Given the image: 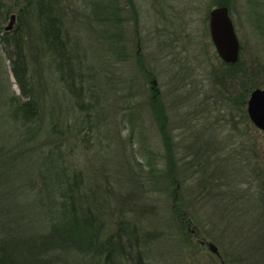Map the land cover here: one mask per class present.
Returning a JSON list of instances; mask_svg holds the SVG:
<instances>
[{"label": "rangeland", "instance_id": "obj_1", "mask_svg": "<svg viewBox=\"0 0 264 264\" xmlns=\"http://www.w3.org/2000/svg\"><path fill=\"white\" fill-rule=\"evenodd\" d=\"M256 88L264 0H0V264H264Z\"/></svg>", "mask_w": 264, "mask_h": 264}, {"label": "water", "instance_id": "obj_2", "mask_svg": "<svg viewBox=\"0 0 264 264\" xmlns=\"http://www.w3.org/2000/svg\"><path fill=\"white\" fill-rule=\"evenodd\" d=\"M15 16L11 15L5 31L12 29ZM210 38L218 57L226 64L238 61L239 45L234 31L229 11L226 7H218L209 12ZM247 114L251 122L264 132V89H255L247 101ZM208 250L219 256L217 248L212 243H204Z\"/></svg>", "mask_w": 264, "mask_h": 264}, {"label": "trees", "instance_id": "obj_3", "mask_svg": "<svg viewBox=\"0 0 264 264\" xmlns=\"http://www.w3.org/2000/svg\"><path fill=\"white\" fill-rule=\"evenodd\" d=\"M43 11H45V9H43ZM40 13H42V12H40ZM55 24H56V21H55L54 18H50V20L47 19V23H45V28L43 29V32H44L45 37L47 39L49 38V36H52L55 39V43H56L57 40L60 37V33H59V30L57 29V27L55 26ZM55 43H52L51 41L49 42V44L51 46L53 45V46L56 47ZM12 72H13V75H14V77L16 79V82H17V85H18L19 90L21 92V95L23 97H27L28 98L26 84L22 80V79H24L23 75L17 73L16 70H15V68H14V70H12ZM30 105H31L30 100H27V102L24 103V106L23 107H25L24 109L27 110L26 106L30 109V107H29ZM81 219L83 220V223L81 222L82 220H76V223H73V224H71L69 226H66V228H70V229L67 230V229L64 228L65 230H67V231L70 230L72 233H74V235H75L74 240L75 241H77L79 239L80 235H83L84 236V233L82 232V230H77V229H73V228H77V227L79 228V226H83L84 222H87V223L89 222V219L88 220H86L85 218H81ZM77 225H79V226H77ZM59 235L61 237H62V235L65 237V234L64 233H61L60 232ZM62 239H63V237H62ZM64 239H66V237ZM64 239L62 240V243L65 242Z\"/></svg>", "mask_w": 264, "mask_h": 264}, {"label": "flooded vegetation", "instance_id": "obj_4", "mask_svg": "<svg viewBox=\"0 0 264 264\" xmlns=\"http://www.w3.org/2000/svg\"><path fill=\"white\" fill-rule=\"evenodd\" d=\"M237 40H238V39H237ZM238 45H239V43H238ZM239 53H240V45H239L238 55H240ZM238 62H239V60H238ZM238 62H237V63H238Z\"/></svg>", "mask_w": 264, "mask_h": 264}, {"label": "bare ground", "instance_id": "obj_5", "mask_svg": "<svg viewBox=\"0 0 264 264\" xmlns=\"http://www.w3.org/2000/svg\"><path fill=\"white\" fill-rule=\"evenodd\" d=\"M208 249V248H207ZM210 252V251H209ZM219 253V252H218ZM213 254V253H212ZM215 255V254H214ZM216 257H218L219 259H220V254H219V256H217V255H215Z\"/></svg>", "mask_w": 264, "mask_h": 264}]
</instances>
